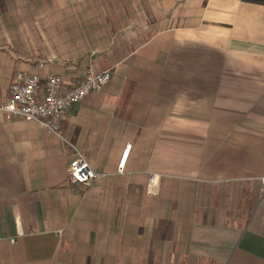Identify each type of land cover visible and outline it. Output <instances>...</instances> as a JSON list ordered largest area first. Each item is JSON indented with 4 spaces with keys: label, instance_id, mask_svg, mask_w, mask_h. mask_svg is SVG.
Listing matches in <instances>:
<instances>
[{
    "label": "crops",
    "instance_id": "1",
    "mask_svg": "<svg viewBox=\"0 0 264 264\" xmlns=\"http://www.w3.org/2000/svg\"><path fill=\"white\" fill-rule=\"evenodd\" d=\"M88 68L112 81L61 136L0 115V264H264V6L0 0L1 101Z\"/></svg>",
    "mask_w": 264,
    "mask_h": 264
},
{
    "label": "built area",
    "instance_id": "2",
    "mask_svg": "<svg viewBox=\"0 0 264 264\" xmlns=\"http://www.w3.org/2000/svg\"><path fill=\"white\" fill-rule=\"evenodd\" d=\"M111 81L110 70L97 71L88 68L71 89L64 91L65 84L60 75L49 76L43 83L37 74L18 73L10 85L9 96L5 101L0 100V115L7 120L39 122L48 133L61 136L63 124L70 111L92 93L101 91ZM130 150L129 146L119 164L120 173L124 172ZM68 174L72 185L86 187L102 177V174L92 168L86 154L80 151L71 162ZM153 179L154 177L151 179L150 189L153 182L155 183ZM259 181L264 185V177ZM12 242L15 243V240Z\"/></svg>",
    "mask_w": 264,
    "mask_h": 264
},
{
    "label": "trees",
    "instance_id": "3",
    "mask_svg": "<svg viewBox=\"0 0 264 264\" xmlns=\"http://www.w3.org/2000/svg\"><path fill=\"white\" fill-rule=\"evenodd\" d=\"M242 1L264 6V0H242Z\"/></svg>",
    "mask_w": 264,
    "mask_h": 264
},
{
    "label": "rangeland",
    "instance_id": "4",
    "mask_svg": "<svg viewBox=\"0 0 264 264\" xmlns=\"http://www.w3.org/2000/svg\"><path fill=\"white\" fill-rule=\"evenodd\" d=\"M153 178V176H151V179ZM151 179H150V183H151ZM150 193L153 195L155 193V183L153 182V187L150 189Z\"/></svg>",
    "mask_w": 264,
    "mask_h": 264
}]
</instances>
